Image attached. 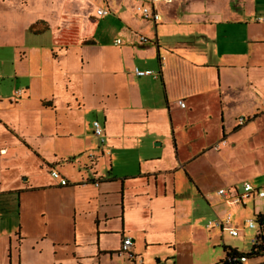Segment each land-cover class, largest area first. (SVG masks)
Instances as JSON below:
<instances>
[{
  "label": "rangeland",
  "instance_id": "374dc122",
  "mask_svg": "<svg viewBox=\"0 0 264 264\" xmlns=\"http://www.w3.org/2000/svg\"><path fill=\"white\" fill-rule=\"evenodd\" d=\"M108 1L117 6L123 0H0V148L13 149L16 146L11 153L12 163L3 162V159H8L9 156H0V179L7 183L6 187H10L16 181L29 177L38 181L52 178L49 170L43 167L41 158L27 150L19 141L21 138L45 161H53V156L56 155L62 172L72 184L86 179L112 181L108 186L111 190L109 195L106 198H95L97 211L106 210L111 216L115 214L117 203L113 189L120 181L132 177L137 178L133 181H145L139 176L155 174V178L151 177L149 181H171L170 191L176 190L177 200L187 201L182 204V208L190 212L191 221L195 219L199 226H204L205 231H217L224 237L228 236L226 232L221 233L220 229L206 228V224L214 217L211 216L208 203L199 191H202L205 197L212 196L216 201L223 202L222 198L216 196L219 188L227 190L236 187L241 191L244 182L250 183L254 189L264 188V97L249 100L243 83L234 87L227 83L216 91L205 87L201 95L190 100L191 103H185V109L178 106L180 97L175 96V100L171 99L169 104L165 105L169 111L166 112L169 129L157 137L147 131H144V135H135L140 130L132 127H136L134 124L139 120H123L121 126H125V132L114 135V143L118 146H113L108 140V119L105 122V114L98 105L102 102L107 103L109 107L127 108V100L125 94L121 93L115 98L108 88H103L110 78L108 75H101L103 69L92 60L91 76L78 77L74 90L79 99H88L93 109L81 108L78 112V105L72 113L61 110L58 112V120L54 113L44 108V126L47 129H57L58 135H61L57 145L50 144L46 149H39L38 134L35 130L28 129L25 113L22 111L25 109L22 106L25 98L17 92L29 86L32 98L48 99L51 96L52 80L57 77L64 80L62 75L65 73L62 72H65V69L61 71V65L56 60L57 56L63 54L61 50L69 49L67 64L62 65H66L69 68L66 71L71 72L79 70L81 66L79 50L87 57L91 56V59L95 55L96 47H85L79 43L81 39L88 37L90 32L99 43L111 44L118 39L121 45L124 44V37L117 35L120 26L118 12L112 11ZM129 1L132 4L140 1L139 5L147 2ZM145 5L149 7L148 4ZM132 6L133 13L142 19L140 14L137 15L135 5ZM107 8L112 11L108 17L96 16L98 9ZM126 9H131L128 4ZM33 24V31L36 32L30 30ZM145 31H148V28ZM33 49H37L38 53H31ZM157 63L156 58L153 62L146 61L147 66L136 68L140 71L150 70L158 75V71L153 69ZM136 81L142 98L147 100L144 105H152L153 102L165 104V90L159 75L157 78H136ZM105 93L109 96L108 99ZM181 100L185 102L184 98ZM251 112H255L253 115L259 117L247 123L245 120L247 121ZM118 120L120 119L115 120L113 124L117 132L121 129L115 125ZM94 121L98 122L103 131V145L93 134ZM238 124L242 126L234 131ZM251 125L253 129L248 131ZM223 126L226 138L221 141ZM63 130L69 131L72 137L64 138ZM73 138L79 142L74 144ZM54 148L57 152H53ZM102 151L104 156L100 155ZM8 168L9 170H6ZM168 196L172 198L171 193ZM49 197L52 201L53 197ZM35 201L38 202L37 199ZM78 201L81 200L78 198ZM164 203L162 200L161 208L165 207ZM18 205L15 195L0 194V233L12 228L17 231L20 227ZM224 207L227 209V215L231 213V221L239 231V236L230 244L236 246L237 251L249 254L253 248L251 239L257 231L261 234L264 232V227L260 228L258 222V215H264V199H250L246 201L245 206ZM171 208L173 205H170V208L166 205L163 217L165 213L169 215L168 219L171 217ZM36 209L35 205L34 211ZM110 218L111 225H116L114 217ZM249 220L255 223V230L245 227L244 224ZM32 223H24L21 232V264H130L126 255L121 253L104 261L103 257L91 253L94 246H88L89 243L75 249L71 236L68 237L63 232L56 236L52 232L46 240L40 241L41 228L37 223ZM83 229L86 233L90 229L88 220L83 224ZM183 236L190 240V233H184ZM1 241L2 239L0 264H9L7 241ZM107 241L108 247L116 246L113 237ZM138 249L144 264H155L154 258H159L155 257V254L145 255L143 247ZM75 252L78 254L75 255ZM150 257L151 261H148ZM13 261L18 260L16 258V261ZM247 264H264V256L250 258Z\"/></svg>",
  "mask_w": 264,
  "mask_h": 264
},
{
  "label": "crops",
  "instance_id": "0c3cea01",
  "mask_svg": "<svg viewBox=\"0 0 264 264\" xmlns=\"http://www.w3.org/2000/svg\"><path fill=\"white\" fill-rule=\"evenodd\" d=\"M146 1L145 4H148L150 8L149 0ZM139 3L140 1H135L132 4L129 0H123L117 6L112 5L111 2L108 3L112 6V11L118 12L117 19L120 26L117 35L124 37V44L121 45V41L119 45L115 44L118 39L111 44L99 43L94 40L95 36L90 32L88 37L81 39L79 43L85 47H96L95 55L91 59V56L87 57L82 50H79L81 66L79 70L71 72H67L69 68L62 65V63L67 64L69 49L61 50L63 54L57 56L56 60L61 65V71L65 69V72H62V74L65 73L64 76L62 75L64 80L58 77L52 80L51 96H49L51 100H48L49 97L48 99L32 98L29 86L17 92L25 98L22 103L25 109L22 111L25 113L28 129L35 130L38 134L39 149H46L50 144L57 145L61 137L57 129H47L44 126L45 120L42 113L44 108L54 113L58 120L60 119L58 112L61 110L72 113L78 105H80L78 112L81 108L93 109L88 99L85 97L79 99L74 90V83L78 77L91 76L92 60L103 69L100 74L108 75L110 78L103 88H108L115 98L123 93L127 100V108L109 107L107 103L105 105L102 102L99 103V107L97 106L105 114V122L108 119V140L113 146H118L114 143V135L125 132V126L124 128L121 126L123 120H139L133 123L137 126L132 127L140 130L139 133H135L138 136L144 135V131L156 137L160 133L167 132L169 124L166 112L168 109L165 105L169 104V100H175V96L180 97L179 101L183 102L184 100L181 99L184 98V104H189L190 100L204 92L205 87L216 91L227 83L232 87L243 83L248 91L249 100L259 96L264 97V0L157 2L153 5L154 11L159 15L156 23H150L133 13L134 6L132 5H135L138 16L141 13L140 8L147 7ZM127 4L131 9H126ZM107 10L112 13L109 8ZM58 26L60 28V22ZM146 28L148 31H145ZM139 37L146 38L147 42L140 43ZM87 41L93 44H86ZM31 53L37 54L38 51L33 49ZM156 58L158 63L153 66V69L158 71L160 81L164 86L165 104L153 102L152 105H144L147 100L142 98V92L136 81V78L143 77H136L133 71L137 69L136 67L147 66L146 61L153 62ZM178 90L179 92L175 93ZM106 94L104 95L108 99L109 96ZM180 108L185 109L187 106L185 104V107ZM253 113L255 112L250 113L245 122L251 123L259 117ZM117 119H120L115 124L121 128L119 132L114 130L113 125ZM221 120L223 121L222 114ZM252 129L253 125L248 127V131ZM62 133L64 138L72 137L69 131L63 130ZM222 133L225 135V140L224 126ZM19 141L37 158H41L43 167L45 166L50 174L52 171L59 173L60 177L67 181V185H60V180H54L52 176L45 181H38V179H33L34 177L21 179L10 187H6L7 183L0 179V194L15 195L19 204L20 227L17 231L12 228L0 233V239L6 240L8 244L9 264H21L19 256L23 240L21 232L24 223L32 222L37 223L41 228L40 241L46 240L52 232L55 236L63 232L68 237L71 236L75 249L89 243L88 246H94L91 253L103 257L104 261L106 258L113 259V256L119 253L124 237L131 239L130 252L136 257L138 264L145 263L138 249L142 247L145 255L155 254V257H159L154 258V261L156 263L158 260L160 264H218L226 256L224 247L237 250L236 246H232L230 242L239 235L232 237L227 231L220 230L221 233L228 234L224 237L217 231H205L204 226H199L195 219L191 221L190 212L182 208V204H186L187 201L176 199V190L170 191L171 181H149L151 177L155 178V174L139 176L145 181H133L137 180L136 177L120 181V184L113 189L117 205L114 216H111L106 210L97 211L95 198H106L111 191L108 186L112 181L86 179L72 184L62 172V166L56 155L53 156V161H45L24 140L20 138ZM72 142L76 144L79 140L73 138ZM13 149H16V146ZM13 149L0 148L1 157L9 156L8 159H3L6 164L12 163ZM54 151L57 152V149L54 148ZM100 155L104 156V151ZM170 193L172 198L168 196ZM199 193L206 199L213 219L227 215V209L224 206H239L230 204L223 198V202H218L212 196L205 197L202 191ZM49 196L53 197L52 201ZM216 196H218L217 193ZM162 200L165 202V207L161 208ZM35 205L37 206L36 211H34ZM166 205H169V208L173 205L169 219V215L165 213L163 217L162 214ZM90 215L91 219H89ZM160 215H162L161 218H159ZM228 215L231 216V213ZM110 217H114L116 225H111ZM87 220L90 229L86 233L83 224ZM231 226L236 228L233 221ZM184 233H190V240H186ZM262 234L264 235V232ZM110 237L115 239V247H108L107 239ZM160 253H163L162 256H158ZM76 254L78 253L75 252ZM126 257L129 262L127 255ZM16 258L18 261L14 262ZM148 261H151V257Z\"/></svg>",
  "mask_w": 264,
  "mask_h": 264
},
{
  "label": "built area",
  "instance_id": "2783aa9c",
  "mask_svg": "<svg viewBox=\"0 0 264 264\" xmlns=\"http://www.w3.org/2000/svg\"><path fill=\"white\" fill-rule=\"evenodd\" d=\"M171 0H149V4L151 7H144L142 6L140 8V15L141 17L146 21H151L153 23L158 22L159 15L154 11L153 5L157 2H165L168 3ZM109 10L106 9H98L96 11L97 17H106L109 15ZM140 43H146L147 40L143 37H140L139 39ZM115 44L119 45L120 40H116ZM134 75L136 77H153L157 78L158 75L154 74L152 71H140L138 69H134L133 71ZM178 104L180 107H185V104L183 101H178ZM264 107V104H263ZM93 134L96 136V138L99 140L100 144H104L105 141L103 140V131L100 128L98 122L94 121L93 124ZM51 176L55 179L60 180V185L65 186L67 185V181L60 177V174L52 171ZM217 195L221 198H223L226 202L234 205H242L244 206L246 201L250 199H264V188L254 189V187L250 183H243L241 191H239L236 187H230L229 189H219L217 190ZM231 216L225 215L224 217H217L213 219L212 221H209L206 224V228L208 229H220L221 231H227L230 236L236 237L239 235L238 229L231 226ZM247 229L255 230L256 225L252 220H249L247 223L244 224ZM260 239L259 234L257 231V234L251 239V244L253 246L260 245ZM132 246V241L130 238L124 237L121 241L120 250L119 253L125 254L128 256L129 263L130 264H138L136 261V257L131 254L130 248ZM249 261L248 257L244 254H235L231 255L230 257H227L226 262L223 264H247Z\"/></svg>",
  "mask_w": 264,
  "mask_h": 264
},
{
  "label": "trees",
  "instance_id": "16d2710c",
  "mask_svg": "<svg viewBox=\"0 0 264 264\" xmlns=\"http://www.w3.org/2000/svg\"><path fill=\"white\" fill-rule=\"evenodd\" d=\"M109 12H110V11H109ZM109 14H110V13H109ZM35 25H36V24H35ZM33 27H34V25H32V26L30 27V30L33 31ZM33 32H36V31H33ZM86 44H93V42H91V41H87ZM241 126H242L241 124L237 125V126L234 128V131L237 130V129H239ZM224 137H225V135H224V133H222V140H221V141H224ZM173 146H174V148H176L175 141H173ZM258 216H259V218H258V219H259V220H258V222H259V226H260V228H263V227H264V215L259 214ZM258 234H259V239H260V242H261V243H260V245L253 246V248H252V250H251V252H250L249 254H244V255H246V256L248 257V259L253 258V257H255V256H256V257H258V256H264V235L261 234L259 231H258ZM224 251H226V256H225L224 260L220 261V263H218V264H223V263H225L227 257H230L231 255H235V254H243V253L237 251L236 249H231V248H229V247H224ZM155 264H160V263H159V261L157 260Z\"/></svg>",
  "mask_w": 264,
  "mask_h": 264
}]
</instances>
